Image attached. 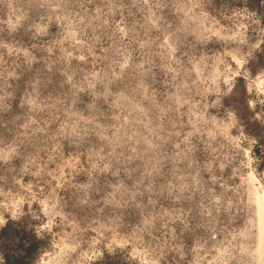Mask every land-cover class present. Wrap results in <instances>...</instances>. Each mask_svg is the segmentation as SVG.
<instances>
[{
  "label": "rangeland",
  "instance_id": "374dc122",
  "mask_svg": "<svg viewBox=\"0 0 264 264\" xmlns=\"http://www.w3.org/2000/svg\"><path fill=\"white\" fill-rule=\"evenodd\" d=\"M32 242L264 264V0H0V264Z\"/></svg>",
  "mask_w": 264,
  "mask_h": 264
},
{
  "label": "trees",
  "instance_id": "16d2710c",
  "mask_svg": "<svg viewBox=\"0 0 264 264\" xmlns=\"http://www.w3.org/2000/svg\"><path fill=\"white\" fill-rule=\"evenodd\" d=\"M12 225V224H11ZM8 227L6 226L5 229H3L2 233H7ZM18 233V232H16ZM20 247L22 249H25L26 253L22 256L19 257H14L12 259L8 258L7 256L5 257V264H31L33 260V253L38 249L39 247V242H32L29 247H25L23 243H20Z\"/></svg>",
  "mask_w": 264,
  "mask_h": 264
}]
</instances>
